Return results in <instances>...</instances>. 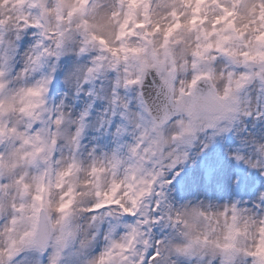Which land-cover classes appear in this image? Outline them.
Masks as SVG:
<instances>
[{
	"label": "snow or ice",
	"instance_id": "1",
	"mask_svg": "<svg viewBox=\"0 0 264 264\" xmlns=\"http://www.w3.org/2000/svg\"><path fill=\"white\" fill-rule=\"evenodd\" d=\"M0 264H264V0H0Z\"/></svg>",
	"mask_w": 264,
	"mask_h": 264
},
{
	"label": "rangeland",
	"instance_id": "2",
	"mask_svg": "<svg viewBox=\"0 0 264 264\" xmlns=\"http://www.w3.org/2000/svg\"><path fill=\"white\" fill-rule=\"evenodd\" d=\"M157 7H159L157 5ZM160 15L158 11L154 8V18L155 16ZM98 22H104L103 17L98 18ZM107 30L110 32L111 27L110 25H106ZM182 43L179 47V49L176 51V58L177 59H183L185 55L192 49V46L195 43L194 38L191 36V34L185 32L180 38H179ZM150 52L151 55L147 57H142L141 58V64L144 68L147 67H153L155 63H159L163 65L165 63V55L164 52L162 51L161 47V40L160 37H157L154 41H151L149 44ZM107 182V180H105Z\"/></svg>",
	"mask_w": 264,
	"mask_h": 264
}]
</instances>
